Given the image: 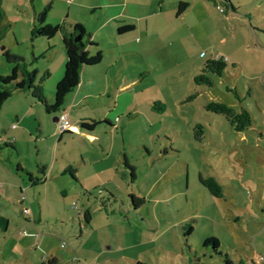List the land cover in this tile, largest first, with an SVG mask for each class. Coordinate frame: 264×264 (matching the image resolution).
Wrapping results in <instances>:
<instances>
[{
    "label": "rangeland",
    "instance_id": "obj_1",
    "mask_svg": "<svg viewBox=\"0 0 264 264\" xmlns=\"http://www.w3.org/2000/svg\"><path fill=\"white\" fill-rule=\"evenodd\" d=\"M181 1L188 5L186 16L169 20L171 29L149 46L146 37H140V51L126 66L121 64L124 82L133 70L137 83L129 85L130 98L120 101L113 139L106 125L95 129L107 150L102 151L98 142L84 144L75 134L60 145V151L70 154L77 165L85 160V167L78 166L88 185L77 183L76 195L65 201L60 221L55 216L49 219L63 233L59 253L65 262L74 257L78 264L86 260L90 264H264V0H230L234 11L227 0ZM6 5L0 24L9 25L11 32L7 34L5 26L0 31V76L12 71L2 56L8 51L23 59L28 72L39 71L38 82L47 66L56 67L49 58L51 47H46L47 38L36 30L30 33L18 20L19 6ZM56 42L59 49L61 42ZM217 56L227 58L224 74L212 76L211 87L195 85L194 76ZM94 87L101 90L98 83ZM54 89L44 95L50 102ZM155 101L165 105L164 112L152 109ZM209 102L237 110L245 107L251 127L235 132L224 116L205 110ZM5 103L22 108L27 101L22 92H13ZM84 107L98 121L108 113L110 100L100 96ZM36 108L45 119L44 107ZM197 125L199 140L194 137ZM51 144L45 142V152L38 151L34 140L28 147L18 144L21 162L31 167L43 153L51 160ZM123 156L135 168L132 181ZM21 175L27 184L26 174ZM199 177L214 179L221 197H213ZM130 196L142 201L140 207L134 209ZM7 205L2 199L0 207ZM84 209L92 218L93 232L87 230L82 240ZM10 213L16 215L13 208ZM212 238L219 241L217 255L211 247H203ZM95 246L101 247L100 255L91 252Z\"/></svg>",
    "mask_w": 264,
    "mask_h": 264
},
{
    "label": "crops",
    "instance_id": "obj_2",
    "mask_svg": "<svg viewBox=\"0 0 264 264\" xmlns=\"http://www.w3.org/2000/svg\"><path fill=\"white\" fill-rule=\"evenodd\" d=\"M180 2L182 1L1 0L2 7H5L7 3H12L16 7L19 6L20 10L15 15L20 22L29 27L30 33L43 26L53 27L61 24H64L65 29L70 32L72 25H81L88 35L87 41L93 44L87 45L85 50L90 55H94L98 51L101 52L102 60L95 67L81 70L78 87L65 98L59 112L47 114L44 110L45 119L42 117L41 110L36 108L42 107V105L31 101L28 93H23L27 103L22 108H16L8 103L3 104L0 110V203L4 199L8 205L6 208L0 207V264L79 263L74 257L67 262L62 260L59 249L60 244H64L60 242V235L63 233L59 227L50 225L49 222L53 216L60 221L59 215H64L65 201L76 195L75 185L77 183L82 187L88 186L84 181L86 179L80 174V167L86 166L85 160L79 162V167L70 158V154L60 151V145L63 141L69 143L73 140L69 141V137L75 134V136L78 135L83 139L84 144L86 141L98 142L102 151L107 150L105 140L100 134L95 133L97 127L93 131H87L82 129L80 124L82 122L89 124L88 122L91 121H105L107 122L106 129L109 130L110 138L113 139L114 132H117L114 121L121 112L120 101L130 98L129 85L130 83L132 85L137 83L133 70L127 73V82H124L121 64L125 63L126 66L130 62L131 55L140 51V37H146L149 46L156 37L171 29L169 20L175 22L179 17L183 19L186 16L187 10L177 15L176 6ZM174 15L176 18L173 21ZM126 26H131L132 29L120 33L119 29ZM2 27L6 28L7 34L11 32L9 25L0 24V31H2ZM22 33L23 31L20 35ZM14 36L16 37L15 33ZM56 39L61 42L59 49ZM46 40V47H51L48 49V52L51 53L49 58L54 59L56 67L47 66L44 69L49 75L44 81L45 83L42 84L44 95L46 91L50 92L53 87H56L62 78L66 61L62 35L57 33L51 39ZM116 69L119 70L116 71ZM36 71L38 74L39 71ZM109 76L112 77L109 78ZM95 83L101 85V90L94 87ZM110 84H114V87L110 88ZM109 92H112V96L108 97ZM100 96H106L110 100V109L108 113H104V117L95 121L85 110L84 104ZM52 102L47 100L48 104H52ZM33 108L35 113H33ZM60 115H66L70 124L69 130L62 134L58 132L56 127ZM36 122L39 123L37 129ZM31 140L38 143L39 152H45V142L52 141V159H45L43 153L41 159H34L33 166L26 167L21 162L18 144L23 143L28 147ZM112 142L110 143L111 150L114 147ZM10 144L13 146V150L6 146ZM69 171L75 173L74 176L77 181L68 175ZM21 174H26L27 184H25ZM27 174L32 180L36 178L42 180V183L33 185ZM78 174L84 179L82 180ZM60 198L63 200L62 205L59 204ZM70 206L72 207V205ZM25 207L29 209L30 215L23 214ZM10 208H13L18 216L11 214ZM91 219L89 223L84 221V227L81 225L79 227V238L82 240H84L87 230L93 232ZM96 246L92 247L91 252H97V255H100L101 247ZM119 251L122 252L123 249L119 248ZM75 253L77 252L75 251ZM86 261V264L91 263Z\"/></svg>",
    "mask_w": 264,
    "mask_h": 264
},
{
    "label": "trees",
    "instance_id": "obj_3",
    "mask_svg": "<svg viewBox=\"0 0 264 264\" xmlns=\"http://www.w3.org/2000/svg\"><path fill=\"white\" fill-rule=\"evenodd\" d=\"M32 1V0H30ZM234 11L233 6L229 0L225 1ZM188 5L180 2L177 7V15L182 14ZM4 12L2 10V3L0 0V20L3 17ZM132 29L131 26L122 27L119 29L120 33H125ZM41 37L51 39L57 33L62 35V44L65 51L66 61L64 65V73L60 81L56 84L53 102L48 104L47 100L43 94L42 84L48 78V73H45L41 79L36 82L37 71L28 72L25 69V64L23 59L16 56H12L8 51H4L2 56L5 61L11 64L12 71L9 76L2 77L0 76V110L3 104L11 97L13 92H22L28 93L30 97L35 99L39 104L44 107V110L47 114L57 113L61 110L65 98L72 93L80 83L81 70L83 68H92L101 63L102 53L96 52L94 55H90L86 50L87 45H93L87 41L88 35L86 34L84 28L79 24H74L71 26L70 32L65 29V25L57 26H46L40 28L36 31ZM79 38V41L76 42L74 39ZM225 57H216L211 60H207L200 73L194 76L193 83L195 85H203L206 87L213 86L212 76L221 77L224 74V70L227 66ZM235 96L239 102L241 99L238 98V94L235 89L229 90ZM189 100V99H188ZM152 109L158 113L165 111V105L160 102H153ZM205 110L213 114L222 115L225 117L226 121L232 127V129L237 133H242L249 129L252 125V119L249 111L245 107L241 106L238 110L232 106L227 105L226 103L221 102H209L205 105ZM106 125L107 122H92L90 124L81 123L82 129L87 131H93L96 127L100 125ZM197 132L194 134L195 139L199 140V134L201 133V126L197 125L195 127ZM10 149H14L13 146L6 145ZM123 165L130 171V180L132 181L135 178V168L132 167L127 158L123 156ZM73 171H69L68 175L74 180L77 181L74 176ZM30 177L29 174H27ZM30 181L33 185H38L42 183V180L34 179L30 177ZM199 182L205 188L209 190V193L215 197H221V188L212 178L203 179L199 177ZM131 203L133 204L134 209H137L142 204V201L139 198L130 196ZM90 214L86 210L84 213V221L89 223ZM188 229L193 231V227L189 226ZM189 234V233H188ZM211 247L213 252L217 255V249L219 248V241L215 238L208 239L203 243V247Z\"/></svg>",
    "mask_w": 264,
    "mask_h": 264
},
{
    "label": "built area",
    "instance_id": "obj_4",
    "mask_svg": "<svg viewBox=\"0 0 264 264\" xmlns=\"http://www.w3.org/2000/svg\"><path fill=\"white\" fill-rule=\"evenodd\" d=\"M216 9L218 10L219 13H223V9L219 6L216 5ZM226 60V59H225ZM57 126H58V131L60 134L66 132L70 128V124L68 122L67 116L66 115H60L57 119ZM76 204H73V208H76ZM23 214L24 215H30V211L28 208L23 209Z\"/></svg>",
    "mask_w": 264,
    "mask_h": 264
},
{
    "label": "water",
    "instance_id": "obj_5",
    "mask_svg": "<svg viewBox=\"0 0 264 264\" xmlns=\"http://www.w3.org/2000/svg\"><path fill=\"white\" fill-rule=\"evenodd\" d=\"M74 40H75L76 42H78V41H79V38H75Z\"/></svg>",
    "mask_w": 264,
    "mask_h": 264
}]
</instances>
